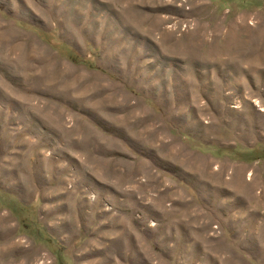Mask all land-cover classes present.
<instances>
[{
    "label": "rangeland",
    "instance_id": "374dc122",
    "mask_svg": "<svg viewBox=\"0 0 264 264\" xmlns=\"http://www.w3.org/2000/svg\"><path fill=\"white\" fill-rule=\"evenodd\" d=\"M0 264H264V0H0Z\"/></svg>",
    "mask_w": 264,
    "mask_h": 264
}]
</instances>
